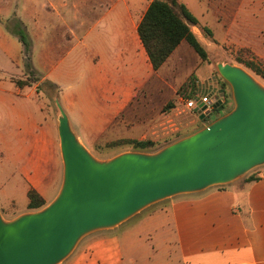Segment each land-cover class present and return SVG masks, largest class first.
<instances>
[{
  "label": "crops",
  "instance_id": "obj_1",
  "mask_svg": "<svg viewBox=\"0 0 264 264\" xmlns=\"http://www.w3.org/2000/svg\"><path fill=\"white\" fill-rule=\"evenodd\" d=\"M32 1L14 22L10 17L0 20V150L6 159L0 160V210L6 219L30 212L31 188L48 205L62 187L64 162L53 122L39 98L40 90L47 91L46 80L58 86L73 130L90 148L133 104L155 92L158 77L160 87H166L161 73L188 43L182 41L156 70L138 31L151 0L144 7L142 0ZM246 2L251 10L248 21L256 13L264 15V0ZM227 4L234 16L228 20L231 30L236 25V0ZM261 19L264 22V16ZM18 21L31 39V60L40 78L27 91L16 83L28 77L24 46L10 28ZM263 29L264 24L261 47ZM182 65H188L187 58H178L174 68ZM207 80L216 84L214 77L198 79L196 94L206 92ZM197 113L202 121L207 117ZM12 167L19 168L25 181L22 206L14 191L5 188L13 180ZM138 213L128 226L123 227L126 220L87 234L59 264H264V175L181 193Z\"/></svg>",
  "mask_w": 264,
  "mask_h": 264
},
{
  "label": "water",
  "instance_id": "obj_2",
  "mask_svg": "<svg viewBox=\"0 0 264 264\" xmlns=\"http://www.w3.org/2000/svg\"><path fill=\"white\" fill-rule=\"evenodd\" d=\"M217 68L232 85L234 108L155 154L130 152L99 161L57 98L61 190L38 211L6 219L0 210V264H59L87 234L113 228L158 201L231 183L264 165V85L243 67L220 62ZM203 88L218 91L213 109L223 104L221 85L207 80Z\"/></svg>",
  "mask_w": 264,
  "mask_h": 264
},
{
  "label": "rangeland",
  "instance_id": "obj_3",
  "mask_svg": "<svg viewBox=\"0 0 264 264\" xmlns=\"http://www.w3.org/2000/svg\"><path fill=\"white\" fill-rule=\"evenodd\" d=\"M27 1L28 0H0V20L10 17L13 19H11L10 22H14L19 11L27 7ZM37 1L41 4H51L52 0H33L32 2L36 5ZM148 1L149 0H142V6L144 7ZM179 1L184 3L199 20V25L193 26V29L205 46L208 52V58L203 60L194 52L188 43H184L169 61L163 73H161V76H164L168 82L166 87H160L161 81L160 77H158V79L154 81L153 88L155 92H152L146 99L139 100L133 104V106H131L93 146L90 148L86 146L92 155L99 161L109 162L122 154L130 152L155 154L164 147L185 137L192 131L207 126L210 122L202 121L197 112L187 109L183 102L180 101L182 94L190 93V88L186 85L190 76L194 75L197 79L214 77L220 82L218 84L219 86L222 85L221 83L225 85V89L230 93V97H228L226 102L229 105L225 110H223V108L218 109L225 114L231 111L235 106L234 94L232 85L220 75L217 64L222 62L240 66L247 69L253 75L254 73L246 68L241 61L253 60L264 65V46L261 47L262 37L260 36V28L264 24L261 19V17L264 16L263 14L256 13L255 19L253 21H248L251 11L250 5L247 2L244 4L243 0H236V25L235 28L229 30L228 20L233 19L234 16L232 12L228 11V0ZM255 7L257 8L256 4H254V8ZM27 13H33V11L28 10ZM205 26L211 33L203 30ZM178 58H187L188 65H182L180 68L175 69L174 66ZM27 62L29 61L25 58V63ZM33 63L34 62H32V65ZM256 78L264 85V82L260 80L259 77ZM26 86L27 89L25 91L29 89L30 85H25L23 87ZM46 90L47 91L40 90V104L42 103L43 105L42 108L45 111L46 118L49 116L53 122L54 137L59 143V154L63 160L58 131V122L61 113L56 103V99H59V90L54 91L48 87ZM218 110L213 109L210 118L213 120L216 119V116L219 114ZM218 117H220V115ZM80 135L83 136L82 133ZM120 139H152L156 142V150L138 151L132 149V146L129 144H122L114 147L108 145ZM84 141L87 143L86 140ZM1 153L0 150V160H6ZM12 171L13 180L7 183L5 188L8 193L11 190L14 191L12 193L15 194L18 199L17 205L22 206L21 188L24 186L25 181L21 176L19 168L12 167ZM263 174L264 165L255 167L241 178V182L247 176ZM3 200L4 197L0 195V201ZM7 206L3 208L4 211H7ZM38 210L40 209L30 211ZM135 216L138 215H134L131 219H127L129 221L124 223L125 225L123 227L137 220Z\"/></svg>",
  "mask_w": 264,
  "mask_h": 264
},
{
  "label": "trees",
  "instance_id": "obj_4",
  "mask_svg": "<svg viewBox=\"0 0 264 264\" xmlns=\"http://www.w3.org/2000/svg\"><path fill=\"white\" fill-rule=\"evenodd\" d=\"M199 20L188 7L179 0H151L145 14L143 15L138 31L141 41L148 53L149 59L154 69L160 68L174 50L181 44L182 41H187L198 55L206 60L208 58V52L202 42L197 37L192 26H198ZM16 33L24 46L25 58L29 62L25 63L28 71V77L26 79H18L16 83L18 86L23 87L25 85H32V83L38 81L40 78L37 76V72L34 69L31 62V39L27 34L24 26L18 21L10 27ZM208 33L211 31L203 27ZM246 68L250 69L256 77L264 82V65L257 63L253 60L241 61ZM198 79L192 75L190 76L186 85L190 88L189 94H182L184 97L196 96V84ZM44 84L54 91L59 90L58 86L51 81L46 80ZM224 89L226 100L220 105V108L228 107L227 100L229 92L225 89V85L221 83ZM41 88V87H40ZM226 103V104H225ZM222 114L223 111H219ZM218 114V115H219ZM213 119L207 116L203 121L211 122ZM129 144L132 149L138 151H155L156 142L152 139H120L109 143L110 147L117 145ZM264 175V174H263ZM260 175H250L244 178L246 181L256 180ZM29 210L41 209L46 205L45 199L34 188H31L28 192Z\"/></svg>",
  "mask_w": 264,
  "mask_h": 264
},
{
  "label": "built area",
  "instance_id": "obj_5",
  "mask_svg": "<svg viewBox=\"0 0 264 264\" xmlns=\"http://www.w3.org/2000/svg\"><path fill=\"white\" fill-rule=\"evenodd\" d=\"M217 92L206 91L197 94L194 97H180V101L183 102L185 107L193 112H204L206 109H213L214 104L220 99L216 95Z\"/></svg>",
  "mask_w": 264,
  "mask_h": 264
},
{
  "label": "flooded vegetation",
  "instance_id": "obj_6",
  "mask_svg": "<svg viewBox=\"0 0 264 264\" xmlns=\"http://www.w3.org/2000/svg\"><path fill=\"white\" fill-rule=\"evenodd\" d=\"M216 83H217V85L220 83V82L218 81V79L216 80Z\"/></svg>",
  "mask_w": 264,
  "mask_h": 264
}]
</instances>
